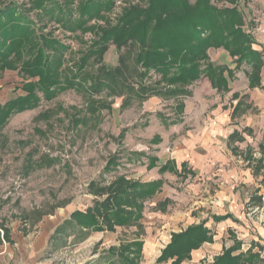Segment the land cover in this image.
Returning <instances> with one entry per match:
<instances>
[{
    "label": "rangeland",
    "instance_id": "obj_1",
    "mask_svg": "<svg viewBox=\"0 0 264 264\" xmlns=\"http://www.w3.org/2000/svg\"><path fill=\"white\" fill-rule=\"evenodd\" d=\"M82 1L59 0L61 6L67 3L74 8L72 20L81 19L77 11ZM188 1L194 5L195 0ZM211 2L222 9H229L232 6V3L226 1ZM238 2L248 22L245 31L262 24L260 19L264 17V6L258 0ZM10 4L37 23V28H40L39 34H45L48 38L58 41L67 52L60 69L62 73L60 85L55 89L56 97L47 100L42 96L38 107L14 113L5 125L0 126V225L11 230V240L8 242L4 237L5 231L0 227V264L114 262L115 259L108 250L114 246L119 247L123 241L133 240L138 231L137 226L131 228L118 226L116 232H96L91 229L82 231L79 227L69 230L71 227H66L68 232L56 233L59 232L58 227L61 224L71 220L75 210L84 211L93 205L95 193L91 191L92 182L104 188L109 186L117 175H125L131 181L142 180L144 175L140 170L144 169L143 166L148 161L136 154L150 153L152 156L158 153L161 156L166 153L174 158L191 156L199 165L198 150L225 147L228 148L227 158L241 168L251 170L252 167L247 161L254 162L264 154L260 149V144H264L262 100H258L256 104L258 110L240 120L238 128L242 130L250 126L253 133L244 134L245 141L234 143V152L229 148L225 137L230 125L226 122L220 125L217 116L222 106V112L231 113L229 95L220 96L209 90L212 94L205 97L204 108L192 104L193 108L187 115V121L190 123L186 126L180 124L174 126L171 123L177 118L173 110V99L159 98L156 103L151 102L152 105L149 101L142 102L136 94L138 87L161 80V75L151 70L148 77L144 79L139 77L145 69L140 70L134 63L140 47L133 42L121 50L110 43L109 51L102 63L95 59L89 60L80 77L76 79L78 85L64 88L67 86L65 76L70 79L78 75L81 66L79 62L84 54L96 47L95 44L101 36V28L110 29L120 25L127 12L133 8H149V0H114L112 9L103 12L101 17L84 18L88 22L86 27L89 30H84L83 26L76 31L68 30L64 23L44 15L42 9L32 8L30 0H0V8L9 7ZM258 34H264V31L257 32L256 36ZM257 37L261 39L260 36ZM46 52L50 54L49 56H54L53 51ZM122 57L124 64L120 62ZM224 57L228 60L221 58V62H228L231 67L236 66L229 55L224 54ZM103 65L110 72L108 80L105 79ZM117 68H120L122 73L116 72ZM244 71H246L244 67L236 70L235 85L248 84V76ZM97 78L104 79L106 80L103 81L104 84H109L98 93L91 87ZM115 79L117 82L113 83ZM202 82L193 83L192 88H201ZM204 83L208 85L209 82L205 80ZM22 87L23 78L19 70L3 72L0 78V107L13 98L24 95ZM263 98L262 96L261 99ZM218 104L222 106L218 107ZM155 135L163 138L160 144H152ZM114 157H118L119 165L116 171L110 172L112 169L107 170L106 165ZM219 169L217 166L211 176L212 185L208 189L212 194L220 190L222 180L218 173ZM200 178L202 177H191L184 181L181 178L169 177L168 185L166 184V189L160 195L163 196V201L155 200L152 205H149V201L145 202L143 214L146 216V226L150 228L147 234L143 220L140 222L143 226L140 228L142 230L140 239L146 241V248L151 240L155 241L157 250L154 252L145 250L142 264H157L159 251L164 245L166 247L169 244L168 235L187 229L190 223L187 220L189 215L193 216L190 225L192 226L200 224L213 212L223 211L219 209L220 206L215 199L212 200L213 207L208 208L199 204L208 196L204 191L205 184ZM254 179L261 185V178ZM240 186L239 183L237 188L241 189ZM261 187L260 193H257L256 187L251 193L253 196L250 199L254 206L264 205V197L261 201L263 204L258 200L264 193V186ZM250 203L248 202L249 207ZM162 211L169 214L170 219L167 217V220L172 226L167 229H162V226H149L147 223L150 216L161 215ZM245 212L249 216L254 215L253 213L251 215L252 208L248 210L247 207ZM256 215L253 219L259 223L260 229L253 225L248 231L239 227L233 230L222 224L215 238L216 244L210 247L211 251L201 260L193 258L183 264L213 262L221 255L218 254L220 249L217 246H220L222 241L231 246L236 238L242 239L245 242L243 252L248 251L246 249L250 247L253 237L261 240L264 246V211L259 216ZM151 227L154 229L151 230ZM158 232L163 236L156 235ZM248 232L249 236L244 238L243 235H247ZM261 255L264 257V252ZM252 264H264V261L256 260Z\"/></svg>",
    "mask_w": 264,
    "mask_h": 264
},
{
    "label": "trees",
    "instance_id": "obj_2",
    "mask_svg": "<svg viewBox=\"0 0 264 264\" xmlns=\"http://www.w3.org/2000/svg\"><path fill=\"white\" fill-rule=\"evenodd\" d=\"M32 8L42 9L44 15L52 20L64 23L71 31L83 28L89 30L84 18L101 17L103 12L112 9L114 0H83L77 13L79 20H72L74 8L62 4L59 0H30ZM212 0H195L194 5L188 0H149V8H133L124 16L123 23L113 28H101L96 47L91 48L79 62L80 72L68 79L67 86H77V78L84 71L91 59L103 62L109 51L110 43L118 50L131 44H139L140 51L135 55L134 63L141 72L139 77L146 78L151 70L161 75V80L151 85L141 84L137 96L143 102L150 96L168 98L180 94L189 95L188 87L203 76L209 77L214 87L228 86V78L232 79L234 70L227 66L216 65L210 61V49L223 48L236 64L235 69L245 67V74L249 77L250 87H261V71L264 65V54L257 48L258 44L252 33L245 31V17L239 8V0H220L232 3L231 8H219ZM50 5V6H49ZM29 10V9H28ZM73 22V23H71ZM91 28V27H89ZM37 23L26 13H21L12 4L0 8V78L5 71L19 70L23 78L24 95L17 96L0 107V126L7 123L14 113L25 112L39 106L42 96L47 100L55 98L60 85V69L62 68L66 48L58 41L39 34ZM83 30V29H82ZM131 42V43H130ZM46 51H53L49 56ZM124 64V58H120ZM106 66L105 79H109L110 72ZM122 73L120 68L116 72ZM74 73L73 71H70ZM69 72V73H70ZM67 74V73H66ZM104 79L97 78L92 83V89L98 93L106 85ZM114 82H117L116 79ZM62 88V89H64ZM242 103L236 105L234 114L242 108ZM183 111V105H179ZM234 131L230 141L240 139ZM159 139L156 140L158 142ZM255 172L258 174L264 168L262 159L254 160ZM152 159L149 167L156 165ZM118 157L111 158L106 165L107 170H117ZM169 163L161 166L160 173L169 170ZM163 180L143 183L138 180H128L125 175H117L107 187H99L92 182L91 191L95 193L93 205L86 210H75L70 221H65L58 228L56 234L66 233V227L91 229L96 232H116L118 226L138 227L133 240L123 241L108 251L115 259L109 264H142L145 242L140 239V222L144 219L145 202L161 192ZM96 189V190H95ZM5 231L4 237L10 242V231L0 225ZM171 242L163 248L157 258V264L171 262L183 264L192 260L193 250L200 249L207 242H214L212 230L205 222L189 226L178 233H173ZM243 241L236 238L234 244L224 248L222 255L208 264H252L262 260V255L254 251L252 245L248 251H242Z\"/></svg>",
    "mask_w": 264,
    "mask_h": 264
},
{
    "label": "crops",
    "instance_id": "obj_3",
    "mask_svg": "<svg viewBox=\"0 0 264 264\" xmlns=\"http://www.w3.org/2000/svg\"><path fill=\"white\" fill-rule=\"evenodd\" d=\"M258 2H260L263 6H264V0H258ZM241 10V9H240ZM261 23L260 25L256 26V28L254 26H252V29H247L248 32L252 33L253 36L255 37V40L258 44L257 48L259 50L263 51L264 54V34H258L257 36H260V40L259 37L256 36L257 32H261L262 30L264 31V17L260 19ZM245 27L244 29H246V26H248V22L245 18ZM254 27V28H253ZM219 52V54L217 55V53ZM224 54L229 55V53L223 49V48H217V49H210L209 51V56H210V61L213 63H217L216 65H221V66H227L229 70H234V74H233V78L230 79V76H228V72L225 71L224 75L228 78L229 84L228 86H218V87H214L212 82L210 81L209 77L204 76L205 78H201L200 80L196 81L200 83L201 81V88H192L193 84L190 85L188 87V92L189 95H185V94H180L177 97L174 98H170L173 99L174 101V105H173V110H174V114H176L177 118L173 121H171L172 125H184L186 126L187 124H189L190 122L187 121V115L189 113V110L192 109V104L195 103L197 105V107L200 108H204L203 104H206V100L205 97H207V95H210L212 93H210L209 90L211 91H215L216 94H219L220 96H225V95H229L231 97V99L229 98V102L230 104V109H231V113L230 112H222L223 111V106L221 104H218V107H221L219 109V111L217 112V116L219 118V124L221 125L222 122H226L227 125H230V128L227 129V136L226 139L227 144L229 145V148L231 150H233L234 152V143L236 142H241V141H245V135H250L253 133V128L252 127H244L242 130L240 128H238V126H240V120L244 119L249 113H253L254 110H258L256 104H258V100H262L264 103V98L261 99V97H264V65L262 67V71H261V76H262V84L261 87H250V80L248 77V84L247 85H235L236 81H237V74H236V70H240V69H235V67H231L228 62L227 63H223L220 61V59L222 58V60H228L226 57H224ZM230 56V55H229ZM228 57V56H227ZM231 58V57H230ZM231 61H233V59L231 58ZM234 63V61H233ZM243 68V67H242ZM245 68V67H244ZM245 73V71H244ZM246 75V74H245ZM207 80L209 83L208 85L204 83V81ZM195 84V83H194ZM209 86V87H207ZM159 98H161L162 100H166L169 99L168 97H162V96H150L147 97L143 102L145 101H149L152 105L151 102H155L159 101ZM242 103V108L241 110H239V112L234 114V110L236 108V105ZM255 103V104H254ZM183 105L184 110L181 111L179 105ZM160 116V114H159ZM164 117V116H162ZM228 128V126H226ZM234 131H237L238 134L240 135L239 138L240 139H235L233 142L230 141V137L232 136V134L234 133ZM174 133V132H173ZM159 139L158 142H156V140ZM163 141V138L159 135H155L153 140H152V144H160V142ZM227 145V146H228ZM226 146V147H227ZM208 149V148H207ZM198 150V161H200V164L197 165L196 159H193V157H185L182 156L180 158H174V157H170L168 154L163 153L161 156L157 153L154 155H150V153H139L136 154L137 156L141 155L143 156V158H145L148 162L146 163V165H144V169L140 170V173H142L144 175L143 179L139 180L140 182L143 183H147V182H152V181H158V180H163L164 184L162 186L161 192H159L157 195H155L154 198L149 199L147 201H149V205L152 203L154 204L155 200H159L161 201L163 198L162 195V191H164L166 188L167 184V179L169 180V177H177V179L181 178L182 180L186 181L188 180V178H193V177H202L200 178L201 180H203V184H205V189L204 191L207 192L208 196L206 198H203L202 201L199 202V204L203 205V206H207L209 207H213L212 205V200L215 199V202L220 206L219 209L223 210L221 213H215L213 212L211 215H207V217L202 221L205 222L206 226H208L213 234H214V239L216 238V235L219 233V229L222 228V224L226 227H230L233 230L237 229V227L242 228V230L244 231H248L249 229L251 230V227H253V225H255V227H257L258 229H260V227L258 226L259 223H257L254 219L253 216H255V214H257L259 216V214H261L264 211V205L263 206H259V205H253L252 203V199H250L251 196H253V194H251L254 190V187H256V191L257 193L259 192H263V187L264 186V168L261 170L260 173H256V163L255 161H247L249 166L252 167L251 169H243L241 168L238 164H234L232 162L231 159L227 158V153L226 150L228 148L225 147H220V148H214L211 147L208 150ZM260 149L261 151L264 153V144H260ZM209 151V152H208ZM152 159H156V165L153 167H149L150 161ZM262 159V164L264 165V154H262V157L260 158ZM139 160V159H138ZM257 160V159H256ZM169 163V170H167L164 173H160V169L161 166L165 165ZM219 164V165H217ZM220 167V169L218 170V173L221 175V185L220 190H218L216 192V194H212L209 191V186L212 185L211 179H212V174L215 172L216 167ZM199 167V169H198ZM257 178H261V185L259 183H256V180L254 179ZM239 183L241 184L240 188H237V186L239 185ZM167 184V185H166ZM207 184V185H206ZM260 187H261V191H260ZM263 196H260L258 198L259 203H261V201L263 200L264 197V193H262ZM160 196V197H159ZM163 201V200H162ZM248 202L250 203V206H248ZM160 203V202H159ZM248 207V210H250L252 208V213L254 214L253 216H249L248 214H246L245 210ZM195 209V208H192ZM263 210V211H262ZM262 211V212H260ZM161 215H153L150 216V220L148 221L147 224H149V226L154 225V226H162V229H167L170 226H172L168 220L167 217L170 219L169 214H165V212H160ZM250 214V213H249ZM256 215V216H257ZM155 216V217H154ZM145 217L143 219V225L145 226V230L146 233L148 234V230L150 227L146 226L145 223ZM189 218L187 219L190 223L188 224V226H190L192 223V218L193 216L189 215ZM238 221V222H236ZM236 222V223H235ZM249 228V229H248ZM154 228L151 227V230H153ZM260 231V230H259ZM167 233V232H166ZM173 233H170L169 236V241L167 242L170 243L171 242V236ZM156 235H159L160 237L163 236V234L161 232L156 233ZM167 236V235H166ZM244 238L245 236L248 237L249 236V232L247 233V235H243ZM239 239V238H238ZM254 239V240H253ZM251 243H250V247L247 248L246 250L250 249L252 247V245H255L254 247V251L255 252H259L261 254H263V250H264V246L261 243L262 241L260 240H256L253 237ZM241 241H243L242 239H239ZM142 241H144L146 243V241L143 239ZM216 244V239L214 240V242L209 243L207 242L206 244H204L200 249L197 250H193L192 252V260L194 259H203L207 253L209 251H211L210 247L212 245ZM234 244V242H233ZM232 244V245H233ZM245 242L243 241V246H244ZM148 247L146 248V244L144 245V250L143 252L146 251H153L157 250V244L155 241L149 242V244H147ZM231 245V246H232ZM243 246H242V251H243ZM165 247V245L163 246V248ZM230 246H227L225 241H222V244L220 246H217V248H219V252L218 254L222 255V251L224 248H228ZM163 250V249H162ZM159 251V256L161 254V251ZM263 251V252H262ZM245 252V251H244ZM263 257V256H262ZM264 258V257H263ZM210 262V261H209Z\"/></svg>",
    "mask_w": 264,
    "mask_h": 264
}]
</instances>
